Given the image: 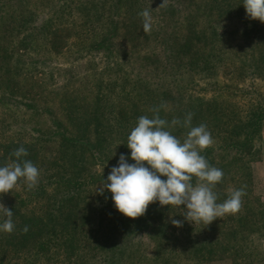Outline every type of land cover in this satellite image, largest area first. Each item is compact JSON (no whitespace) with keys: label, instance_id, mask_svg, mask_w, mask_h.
<instances>
[{"label":"trees","instance_id":"obj_1","mask_svg":"<svg viewBox=\"0 0 264 264\" xmlns=\"http://www.w3.org/2000/svg\"><path fill=\"white\" fill-rule=\"evenodd\" d=\"M220 1L211 0V6L216 7ZM226 1L228 7L216 9L218 16H232L235 12L240 18L245 14L243 0H236L235 6L232 0ZM44 4L45 0H41L29 10L27 0H0V111L1 106L8 107L6 113L0 112V166L14 161L12 152L23 146L28 152L24 159L31 160L40 170L35 188L29 190L21 178L11 191L0 194V203L14 212L15 224L12 233L0 231V264H58L61 261L91 264L87 256L96 257L95 264H124L131 248L135 247H147L145 254L139 253L138 262L142 264H147L151 258H155L152 264L192 261L203 264L216 254L221 257L229 253L234 264H245L247 255L254 253L255 245L245 240L244 233L253 236L256 229L252 227L264 226V200L257 198L261 208L258 212L252 204L253 184L248 160L254 155V140L264 125V110L260 106L249 108L248 116L241 118L233 109L231 116L224 118L228 113L218 108L217 98L212 101L188 99L185 106L173 107V101L182 100L177 90L146 86L152 83L150 79L146 81L145 69L133 72L124 80L119 78L120 73L109 76L104 67L92 73L86 69L83 75L73 73L70 84L54 90L41 84L39 90L26 88V84L45 71L47 64L41 63L46 61L42 60L41 51L60 54L63 48H73L77 51H73L75 58L69 60L70 63H74L78 53L75 42H67L66 35L70 33H65L69 26L64 24V17L70 4L59 2L52 6L50 13ZM84 4L86 7L82 4L77 7L80 24L77 20L72 25L90 27L86 35H91V27L101 24L109 10L107 4L117 16V21L111 22L109 33L117 29L116 22L124 20L131 39L135 40L138 34L146 38L150 35L143 32V18L139 15L149 7L145 0H107L105 3L88 0ZM212 10L205 11L212 14ZM246 23L240 35L253 37L246 42L259 53L254 65L264 71V26H259L256 19ZM188 29L196 33L195 22L189 24ZM81 33L78 29L75 35ZM192 37L188 36L181 44L183 50L194 51ZM92 43L97 46L95 41H87L88 51L93 48ZM159 52L143 58L157 64ZM33 53L37 57L31 60ZM214 55V58L219 57ZM87 56L89 52L78 58ZM173 56L175 54L170 57ZM106 57L110 59L111 53L108 56L106 53ZM155 65H149V74L166 68ZM27 67L37 71L32 74L26 71ZM51 100L55 103L53 107L48 105ZM162 104L164 107H160ZM157 107L160 117L169 123L173 118L183 120L191 112L193 126L207 125L214 144L201 155L224 173L215 188L218 202H223L231 190L246 186L241 210L219 218L215 228L211 224L194 225L186 221L181 214L182 205L178 208L183 217L181 231H169L172 223L165 221L164 216L171 206L153 202L144 215L133 219L117 210L111 192L105 190L102 195L96 192L111 168L118 166L121 154L128 163H134L127 147L128 135L140 116L152 118V109ZM187 131L178 126L172 129V134L183 141ZM99 165L104 168L97 169ZM4 219L6 217L0 214V223ZM25 226L27 232L23 231ZM256 239L264 247V232Z\"/></svg>","mask_w":264,"mask_h":264},{"label":"rangeland","instance_id":"obj_2","mask_svg":"<svg viewBox=\"0 0 264 264\" xmlns=\"http://www.w3.org/2000/svg\"><path fill=\"white\" fill-rule=\"evenodd\" d=\"M89 1L92 2L94 0ZM102 1L105 3L107 0ZM235 1L232 0L233 6L236 4ZM27 2L28 9L33 10L41 0H27ZM59 2H66V4L71 6L67 10V16L64 17L66 20L64 24L69 26V29L65 32L70 33L66 35L69 38L67 42H75L78 49L76 60L74 63L69 61L75 58L73 51L77 50L73 48H63L60 54L50 50L41 51L42 60H46L41 63L47 64L45 71L38 77L35 76L31 83L26 84V88L32 87L34 90H39L38 85L41 84V86L54 90L70 84L69 78L73 73L83 75L86 69H89V73H92L98 68L104 67L109 76L120 73L119 78L122 80L131 76L133 72L145 69L143 75H145L146 81L150 79L152 83L146 86L153 89L159 86L162 89L170 87L174 91L177 90L182 100L180 102L173 101L171 103L173 107L185 106L189 102L188 99H191V101L198 99L212 101L217 98L219 102V107H217L226 110L228 113L224 118H229L231 116L230 111L233 109L236 111V115L241 118L248 116L247 111L249 108L260 106L264 110V71L254 65L259 53L252 49V46H249V42H246L253 38L251 35L247 37L240 35V30L247 25V23L244 24L245 21L250 22L251 19L247 17L246 12L240 18L235 12H233L232 16H218L216 9L228 7L227 1L221 0L216 7H212L211 0H167L166 7H159L163 0H145L146 5L149 6L147 9L153 17V26L148 38L144 37L143 34H138L135 40L131 39V35L126 33V28H124L123 24L124 20L119 23L116 22L117 29L112 33L108 32V29L111 28L112 20L117 21L116 11L109 4L106 5L109 10L103 16L101 24L91 27V35H86V31L90 27H81L79 25L80 12L77 7H80L79 4L86 7L84 3L88 2V0H45L44 8L48 10L47 13H50L52 6H57ZM209 8L213 9L212 14L205 11ZM83 10L81 9L82 12ZM77 20L79 24L72 25V22ZM256 20L259 26H264V23L258 19ZM192 22L193 24L195 22L196 33L194 34L188 29V25L192 24ZM78 29L82 32L80 36L75 35ZM213 31H215L214 35ZM188 36H193L192 41L195 42L193 52L181 48V44L188 39ZM91 40L95 41L97 46L92 43L93 48L88 51L89 48L86 43L87 41L91 42ZM156 51H160L157 54L158 56H156L159 57L157 64L153 60L150 62L143 58L144 55ZM87 52H89V56L84 59L78 58ZM211 52L213 54L208 58L207 55ZM106 53L107 56L108 53H111L110 59L106 57ZM215 53L219 57L214 58ZM172 54H175V56L170 57ZM30 57L32 58L31 60H34L37 57L36 53L30 54ZM176 57L178 58L177 61ZM151 63L156 64L155 66H166L167 69H156L157 73L149 74V69H151L149 65ZM144 66L146 67L143 68ZM166 70H169L170 74ZM26 71L34 74L37 70L27 67ZM41 102L40 100L37 104L40 105ZM50 104L53 107L55 103L51 100L48 105ZM6 108L8 107L1 106L0 112L2 114L6 113ZM254 144V155L249 156L248 160H250L249 171L253 184L252 204L254 209L257 210L256 212H258L261 208L258 205L257 198L260 197L261 200H264V125L256 136ZM102 168H104L102 165L97 167V169ZM182 218L178 208L175 206H171L169 212L167 211L164 216L165 221L169 222L172 219L181 220ZM218 219L210 223L212 227H217ZM251 229H256L255 235L244 233L245 240L247 242L252 241L255 245V250L254 253L251 252L252 254L248 250L250 254L247 255L248 261L245 264H264V247L256 239L258 234L264 232V226H254ZM169 231L179 232L181 229L172 224ZM146 249L147 247L131 248V252L125 258L124 264H142V262H138L139 253L144 252ZM229 254L221 257L216 254L215 257L203 262V264H234L233 256ZM149 256L151 257V253ZM87 257L91 264H95L98 261L96 257ZM18 260L21 261V259ZM154 260L155 258H151L147 264H152ZM64 262L61 261L58 264H63ZM180 264H194V261Z\"/></svg>","mask_w":264,"mask_h":264},{"label":"clouds","instance_id":"obj_3","mask_svg":"<svg viewBox=\"0 0 264 264\" xmlns=\"http://www.w3.org/2000/svg\"><path fill=\"white\" fill-rule=\"evenodd\" d=\"M243 5L248 18L264 23V0H243ZM166 6L167 0L159 5ZM139 15L143 18V32L150 33L153 26L150 11L145 9ZM152 111L153 117L140 116L128 135L127 147L134 163H128L126 156L121 154L118 166L111 168L96 192L101 195L105 190L111 192L117 210L133 219L144 215L149 204L156 201L161 206L180 208L183 205L181 214L194 225L201 222L209 225L226 214L238 213L242 208V197L246 195V186L231 190L223 202H218L215 188L224 173L201 155L214 144L207 125L193 126L194 114L191 112L183 120L173 118L169 123L160 117L159 107ZM178 126L188 130L183 141L172 134V129ZM12 155L16 158L14 161L0 166V194L11 191L21 178L29 190L35 188L39 181L40 170L31 160L24 159L28 152L23 146L14 150ZM0 214L6 217L0 223V231L12 233L15 229L14 212L0 203ZM171 222L177 227L183 226L181 220L172 219ZM23 231L27 232L28 227L25 226Z\"/></svg>","mask_w":264,"mask_h":264}]
</instances>
